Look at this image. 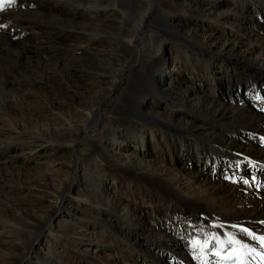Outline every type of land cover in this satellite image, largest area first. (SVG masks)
<instances>
[{"label": "bare ground", "instance_id": "1", "mask_svg": "<svg viewBox=\"0 0 264 264\" xmlns=\"http://www.w3.org/2000/svg\"><path fill=\"white\" fill-rule=\"evenodd\" d=\"M221 1L4 6L0 264H133L140 252V264H201L264 237V196L246 185L264 163V0H228L229 8ZM164 36L180 43L177 54L167 55ZM170 63L184 66L186 77L172 81L162 72ZM86 82L98 90L80 92ZM43 145L64 162L53 165L43 152L31 172ZM19 151L27 167H10ZM47 167L56 175H43ZM82 173L87 189L69 196L71 178ZM104 179L113 191L103 190ZM24 180L35 186L30 192L45 186L53 196L46 215L36 213L46 223L38 234L5 206L11 183ZM66 204L95 225L107 215L91 229L115 246L113 259L88 255L97 234L81 219L79 227L67 216L54 223L56 207Z\"/></svg>", "mask_w": 264, "mask_h": 264}, {"label": "rangeland", "instance_id": "2", "mask_svg": "<svg viewBox=\"0 0 264 264\" xmlns=\"http://www.w3.org/2000/svg\"><path fill=\"white\" fill-rule=\"evenodd\" d=\"M213 1H215V0H213ZM221 2H222L221 4H222L223 8H229L231 5V2L229 3L228 0L221 1ZM50 7H51V2L43 4L42 8L49 10ZM197 23H199L201 25L205 22L199 20V21H197ZM0 31L8 33L10 30L8 28H5V27H0ZM237 34L238 33L233 32V31L230 32V35H233V36H236ZM169 40H167V38L165 37V43H166L165 50H167V53H168L167 55L171 56V54H173V55L177 54V51L180 49L179 48L180 43H177L175 40H170V41ZM102 47L103 46L99 47V49H101ZM105 49L106 48H103L102 50H105ZM164 54L165 53H163V55ZM179 66H180L179 64H177V66H176V65L170 63L163 68L162 72L164 73V72L168 71V74H169L172 81H173V78H175L176 76H181V77L185 78L186 74L184 73V71L182 69V68H184V66H180V67H182L181 69L179 68ZM122 87L123 86H120V88H118L117 93L122 90ZM98 88H99V86L97 87L94 83L86 82L85 87L82 90H80V89H77V90L78 91L80 90V92L81 91L88 92V91H96V90H98ZM86 89L88 91H85ZM165 90H168V89H165ZM150 104H154V103L151 102ZM181 120H185V118L183 117ZM43 148H41V151L37 152V158H35L33 160V162H31V164L28 165V169H30L31 172H35L33 170L34 165L37 162H40L43 160V157H42L43 152L49 153V155H50L49 159L55 158V160L52 163L53 165H58V163L64 162L63 157H61V158L59 157L60 156L59 153H56V151H50L46 147V145H43ZM148 149H150V148L148 147ZM60 151H61V149L57 150V152H60ZM61 156H63V154ZM56 157L58 159H56ZM21 159H22V153L19 151L17 153V159L10 161L11 162L10 167L12 165L27 167V165H23V162ZM181 165L185 166L182 163H181ZM187 165H188L187 167H190L191 170L198 168V162L193 161V160H188ZM4 166H6V164ZM4 166H3V169H5ZM104 168H106V167L104 166ZM49 169H51V168L47 167L46 171H44L43 175L48 176L50 174ZM55 169H59V167H57ZM246 169H247L246 173H249L250 170L248 169V166L246 167ZM51 170H52L51 173H53V174H50V176H55L56 175V174H54L55 171L53 169H51ZM5 171H7V169H5ZM86 178L87 177L84 176L83 173L78 174L75 177H72L71 178V189H69L66 193H68L69 196H72L74 198H77V197H79V195H82L83 193H79V192L81 190L83 191V190L87 189L86 188V183H87ZM101 180H102V178H101ZM230 184H232V182H230ZM11 185L15 189V191H13L12 194L8 193V195L11 196L12 198H11V202L9 203L10 205L6 204L5 206L7 207V209L10 212H12V213L14 212L13 214H18L15 218L17 223H19L23 227H30L32 225L31 228L35 229L37 231V234H38L41 224H46V223H45V221H42V218L37 216L36 213L40 212L43 215H46V211L49 208V203L51 204L53 201L52 194L51 193L49 194V192L46 190L45 186L41 189L35 190L34 192H30L29 188L34 189L35 186L31 185L30 182H28L27 180L20 181V182L19 181H13L11 183ZM232 185H234V184H232ZM113 186H114V184L111 183V180H109V179L105 180L104 179V186H103L104 191H106V192L113 191ZM235 186H240V185L238 183H236ZM20 188L24 191L23 193L18 192L20 190ZM119 188H121V187H119ZM51 189H52V187H51ZM122 191H123V189L121 188L118 193L121 194ZM4 192H6L5 189H3V192L0 190V196H4ZM70 206L71 205L66 204V205H64V207L61 210L58 209V206L56 207L57 210L54 211V213L56 215V218L54 220L55 224L60 222L61 220L63 221L62 223H66L64 221H66L65 219L67 216L68 218L73 219L75 226H78V227L80 226V222L78 220H76V218H79L85 222V225H82V227H86L88 224V225H90V227L87 226V228L91 229V227H93V226L94 227H101L102 226L101 224H103L104 221L106 220L107 215L104 214L103 218H102L103 223L99 222L100 225L99 224L95 225L94 223H98V222H96L97 221L96 219H93L94 220L93 221L90 218L82 215L77 210H75L74 207H70ZM85 219H87V220H85ZM158 220H162L166 223V221L164 219H161L159 217H158ZM91 231H92L91 233H95V234H97V236H94L92 239H89L91 244L89 246L90 248L87 251L88 255L92 256L91 251L97 250V252L92 257L112 258L110 256V254L115 253L117 251L116 249H114L115 246L109 242V239L105 240L104 236L102 237L104 240L99 241V237H100L101 231H102L101 228L96 229V231L91 229ZM112 231L114 232V229H112ZM103 235L106 236V233H103ZM142 240L143 239H140L139 242H142ZM157 245H158V243L151 242L148 248L153 249ZM4 247L7 248V246H4ZM163 249L164 248H162V253L165 254L166 252L163 251ZM31 254L33 255V253H31ZM31 254H30V256H32ZM135 255H133L132 258L136 257V260L138 263H135L134 260H132L133 264H140L144 260L143 253L140 252L137 254V256H135ZM16 260H17L16 264H28V261L21 262L20 259H16ZM118 262H120V261H118Z\"/></svg>", "mask_w": 264, "mask_h": 264}, {"label": "snow or ice", "instance_id": "3", "mask_svg": "<svg viewBox=\"0 0 264 264\" xmlns=\"http://www.w3.org/2000/svg\"><path fill=\"white\" fill-rule=\"evenodd\" d=\"M16 0H0V11L4 10L5 4L11 6L15 4ZM0 27H4V25H0ZM261 241H264V237H260Z\"/></svg>", "mask_w": 264, "mask_h": 264}]
</instances>
